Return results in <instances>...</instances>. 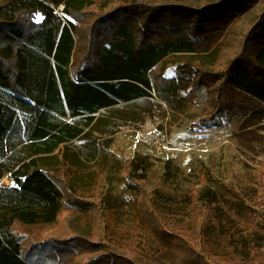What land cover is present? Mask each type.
<instances>
[{
    "label": "trees",
    "instance_id": "obj_1",
    "mask_svg": "<svg viewBox=\"0 0 264 264\" xmlns=\"http://www.w3.org/2000/svg\"><path fill=\"white\" fill-rule=\"evenodd\" d=\"M124 1L91 27L92 51L89 46L79 59L82 27L74 21L91 18L97 0H0V264H147L142 239L156 253L166 250L169 264H215L205 251L212 196L189 197L195 219L185 233L165 227L153 194L138 193L132 224L123 229L108 201L103 165L95 195L80 197L69 151L85 142L89 161L102 158L96 140L165 119V106L175 100L186 109L204 87L212 116L226 109L264 114V9L247 22L238 18L256 0H220L201 9L183 0ZM140 9L149 16L140 17ZM232 23L243 25L242 36L228 30L210 53L212 70L200 57L181 64L185 55L210 51ZM170 59L175 78L163 75ZM134 166L127 164V181ZM261 210L252 209L254 225L264 219ZM75 214L88 234L73 229ZM132 237L137 240L120 246ZM245 249L244 264H264L262 247Z\"/></svg>",
    "mask_w": 264,
    "mask_h": 264
},
{
    "label": "rangeland",
    "instance_id": "obj_2",
    "mask_svg": "<svg viewBox=\"0 0 264 264\" xmlns=\"http://www.w3.org/2000/svg\"><path fill=\"white\" fill-rule=\"evenodd\" d=\"M218 2L220 0H183L182 3L201 9L207 3ZM124 3V0H97L95 8L88 10L91 18L81 16L79 22L73 20L82 27L77 46L79 59L89 52L91 27ZM263 9L264 0H256L248 13L238 19L251 21L257 11ZM59 10L62 13L61 7ZM146 13L140 9V17H148ZM36 19L40 20L39 17ZM138 22L142 24L141 19ZM242 26L232 23L210 51L185 55L181 64L188 65L186 61L200 57L203 67L212 70L213 56L210 53L224 41L228 30H235L242 36ZM172 60L164 65L165 78L177 77V66L170 62ZM188 102H184V109L183 102L175 100L171 107L165 106V119L139 131L125 129L114 137L103 136L102 140H96L97 144L104 146V151L99 148L104 155L94 161L87 159L89 150L83 146L85 142L76 143L69 151L73 155L71 163L77 171L73 181L74 192L80 197L95 195V175L103 165V175L110 180L108 201L119 213L118 227L126 229L132 224L128 216L132 203L138 193L144 192L154 195L153 207L165 227L169 231L185 233L190 232L195 219L189 197L208 193L213 204L205 233V251L209 259L215 264L247 263L246 244L264 249V219L255 225L252 222L255 219L252 209H264L261 198L264 185V114L261 110L249 112L242 109L244 113L240 115L226 109L219 116H212L215 110L210 104L206 87ZM175 117H179L180 121L171 128ZM157 134H163L164 138L189 152L159 153L150 141ZM126 160L135 165L128 169V173L131 170L127 175L129 181L124 178ZM2 182L9 183L6 178ZM261 214L264 216L262 210ZM71 225L79 234H88L91 230L89 225L81 224L76 214L72 216ZM136 240V237L121 239L120 246ZM142 241L146 247L147 264H169L166 250L156 253L148 240Z\"/></svg>",
    "mask_w": 264,
    "mask_h": 264
},
{
    "label": "built area",
    "instance_id": "obj_3",
    "mask_svg": "<svg viewBox=\"0 0 264 264\" xmlns=\"http://www.w3.org/2000/svg\"><path fill=\"white\" fill-rule=\"evenodd\" d=\"M150 141L153 142L154 147L159 153L189 152V150L182 149L181 147L177 146L173 141L164 138L163 134L154 135L153 137L150 138Z\"/></svg>",
    "mask_w": 264,
    "mask_h": 264
},
{
    "label": "water",
    "instance_id": "obj_4",
    "mask_svg": "<svg viewBox=\"0 0 264 264\" xmlns=\"http://www.w3.org/2000/svg\"><path fill=\"white\" fill-rule=\"evenodd\" d=\"M62 9H63V7H62Z\"/></svg>",
    "mask_w": 264,
    "mask_h": 264
}]
</instances>
